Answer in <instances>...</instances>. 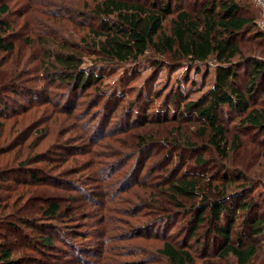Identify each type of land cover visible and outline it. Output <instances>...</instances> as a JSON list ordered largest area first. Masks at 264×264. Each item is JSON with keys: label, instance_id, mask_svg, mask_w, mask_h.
Listing matches in <instances>:
<instances>
[{"label": "rangeland", "instance_id": "1", "mask_svg": "<svg viewBox=\"0 0 264 264\" xmlns=\"http://www.w3.org/2000/svg\"><path fill=\"white\" fill-rule=\"evenodd\" d=\"M245 1L264 30V6L255 0ZM93 2L9 0V19L15 27L10 39L15 48L9 55L0 49V84L16 83L20 87L17 92L10 87L0 90V99L7 106L0 107V147L4 151L0 154V238L11 244L23 264H133L134 259L165 264L162 257L145 258L153 256L170 237L186 243L197 256L194 264H208L213 245L203 248L196 241H207V226L202 225L191 236L190 222L196 218V209L190 204L193 200H186L188 207L173 209L166 215L167 221L149 228L148 221L158 214V204L173 207L160 191L164 171L159 168L150 174L144 168L139 176L143 182L124 180L139 155L134 157L135 134L145 127L136 125L100 141H94L91 132L99 123H108L106 118L111 123L105 125V131L127 128L129 112L131 120L139 119L145 110L148 117L164 114L169 104L174 108L169 99L177 91L183 90L187 100L200 99L214 85L216 66L211 61L174 68L169 62L157 66L156 60L164 58L153 51L137 61H107L97 47V36L90 32V24L98 25L99 21L82 14ZM201 2L187 0L186 6L195 10ZM55 36L58 40L46 39ZM63 44L66 51H78L83 56L84 71L98 76L93 84L74 93L67 84L45 74L53 60L46 54L60 51ZM223 118L229 128V158H222L209 146L175 149L168 168L176 169L177 174L199 176L205 183H226V179L244 182L240 174H248L255 178V184L247 198L264 202V185L259 183L264 174V138L242 128L235 113ZM150 127L167 133L165 128ZM191 128H195L194 123ZM180 129L189 132V125L180 123ZM150 151L142 150L140 160H154L156 155L149 157ZM201 153L206 160L200 164ZM31 172L38 178H32ZM229 190L234 192L232 199L246 197L237 185ZM150 193L153 198L144 197ZM52 200L63 208L61 219L42 212L41 206ZM145 204L156 209L148 210ZM69 229H77L79 235ZM45 236L51 237L52 247L41 244ZM132 250L137 253L132 254ZM252 264H264L263 253Z\"/></svg>", "mask_w": 264, "mask_h": 264}, {"label": "trees", "instance_id": "2", "mask_svg": "<svg viewBox=\"0 0 264 264\" xmlns=\"http://www.w3.org/2000/svg\"><path fill=\"white\" fill-rule=\"evenodd\" d=\"M198 1L191 0V3ZM186 5L187 0H95L82 10L84 16L99 21L98 25L94 22L90 24V32L97 36V47L107 61H137L153 51L164 58L156 60L157 66L169 62L174 68L184 63L209 61L216 66L214 85L200 99L187 100L183 90L177 91L169 99L174 108L169 104L164 114L148 117V111L145 110L139 114V119L133 118L132 122L129 112L127 128L114 127L109 131H105V125L111 121L106 118L108 123H99L96 131L91 134L94 141H100L109 134L121 133L136 125L145 127L143 132L135 134L138 142L134 157L139 155L135 157L124 180L141 183L144 180L139 179L141 170L147 168L145 173L154 174L161 168L164 172H161L163 182L160 191L173 203V207L169 208L158 204V214L149 221L145 220L148 221L147 226H157L167 221L165 217L173 209L192 204L191 207L196 209V218L190 222L191 236L202 225H206L208 239L204 243L197 239V246L210 248L213 245V257H210L212 259L208 264H252L259 254L264 255V202L257 203L255 199L247 198L255 178L240 174L244 182L226 179V183L213 180L205 183L199 176L190 177L185 172L177 174L176 169H170L168 165L173 160V151L182 148L197 150L209 146L222 158H229V128L223 117L232 113L239 116L242 128L252 130L257 137L264 138V30L259 26L257 16L248 11L249 6L245 0H202L201 6L195 10ZM10 14L9 0L0 1V49L7 55L15 48L13 38L10 39L15 29L9 19ZM46 39L58 40V37ZM60 47V51L51 50L46 54L53 60L45 74L53 81L57 79L59 83L70 86L73 93L93 84L98 76L83 70V56L78 51H66L64 44ZM241 78L246 81L241 82ZM6 87L17 92L20 86H16V83H1V92ZM98 104L99 100L95 102V105ZM0 107L7 108L1 99ZM170 107L173 108L171 116ZM180 123L188 124L189 132H183ZM193 123L195 128H191ZM150 124L156 125L157 129H167V133L153 130L155 126L150 127ZM235 136L238 137L237 134ZM1 148L0 154L4 153ZM146 148H151L149 157L156 155L148 163L139 158ZM58 159L65 161V158ZM205 160L201 153L197 161L201 164ZM30 175L38 178L35 172ZM259 183L264 185V174ZM233 184L245 192L246 199H232L234 192L229 189ZM149 196L154 197L152 194L144 197ZM198 197L201 200L197 201ZM186 200L193 202L187 204ZM153 204H145V208L155 207ZM41 209L46 217L52 219L64 216L63 208L57 200L48 202ZM50 226L54 227L53 224ZM68 231L79 235L77 229ZM41 241L43 246L53 245L50 236H45ZM10 245L4 238H0V264H23L22 258L15 256V250ZM131 253L137 252L132 250ZM150 257H162L165 264H194L197 256L187 248L186 243L170 237L163 241L153 256L145 259ZM131 262L147 264L148 261L134 259Z\"/></svg>", "mask_w": 264, "mask_h": 264}, {"label": "built area", "instance_id": "3", "mask_svg": "<svg viewBox=\"0 0 264 264\" xmlns=\"http://www.w3.org/2000/svg\"><path fill=\"white\" fill-rule=\"evenodd\" d=\"M258 4L264 6V0H255Z\"/></svg>", "mask_w": 264, "mask_h": 264}]
</instances>
